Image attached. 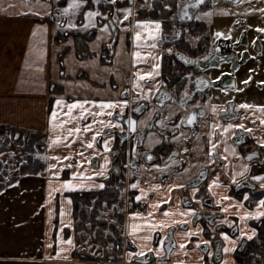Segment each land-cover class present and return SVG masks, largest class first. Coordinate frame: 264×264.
<instances>
[{
	"label": "crops",
	"instance_id": "obj_1",
	"mask_svg": "<svg viewBox=\"0 0 264 264\" xmlns=\"http://www.w3.org/2000/svg\"><path fill=\"white\" fill-rule=\"evenodd\" d=\"M67 3L68 0H0V126L24 134L40 131L46 143L41 154L44 170L19 175L0 191V264H134L136 256H148L151 251L156 259L149 264H207L211 257L216 264H244L239 259L244 254L240 251L241 243L257 239V224L264 221V215H258L264 212V205H260L264 200V167L251 174V168L258 169L259 165L244 160L240 148L232 142L230 135L235 123L229 125L230 132L221 135L220 140L215 137V129L209 131L207 142H198L193 148L196 159L170 178L158 176L169 164H142L128 188L134 190V203L144 204V208L125 211L121 222L109 221L117 225L124 241L132 246L124 245L118 258L112 242L103 245L94 240V232L76 228L73 194L99 192L110 176V150L115 138L104 133V128L112 124L110 115L116 109L123 111L128 103L121 99L120 88L128 85L138 97H145L146 92L152 93L158 86L157 80L153 85L145 80L157 77L160 69L161 54L155 42L160 27L159 24L152 27L144 20L140 21L139 30L134 26L130 37H137L138 46L130 47L123 77L120 70L112 72L105 67L108 56L103 54L108 44L104 41L111 39V29H119V24L124 23L120 15L133 6L123 2L113 9V0H85L78 10L65 14L62 9ZM89 10L97 12L91 24L84 15ZM69 23L76 27H67ZM98 31L103 32L100 42L94 39ZM77 39L86 45L83 52L76 49ZM71 50L74 54L68 58ZM85 68L93 72L89 80L85 79L88 76L84 75ZM112 73L117 74V82L107 83L104 79L115 76ZM118 76L122 77L120 82ZM57 99L63 103L57 105ZM74 101L87 103L73 107L69 115L68 104ZM92 101L114 104L102 108ZM239 107L244 108V123L255 120L254 125L248 126L261 141L264 101H244ZM77 128L79 132L72 131ZM57 137L61 139L57 141ZM152 144L146 141L144 145ZM10 145L16 143H7L6 149L0 151V161L17 173V164L24 154L20 152L18 158H13ZM183 148L179 147V157L170 164L184 159ZM217 148L221 166L212 156ZM57 156L68 159L57 160ZM187 160L190 161L188 157ZM201 166L208 167L206 180L186 189L187 179ZM74 172L76 176L72 175ZM244 178L249 179L250 186H237ZM64 181H71L74 187H68ZM101 184L104 186L100 187ZM133 184L137 187L133 188ZM186 193L199 202L207 198L222 213L218 221L225 222L230 229L217 232L215 238L220 245L204 247V242H211V238L205 233L204 224L194 225L196 209L182 202ZM100 218L101 214L97 216ZM171 227L176 244L167 257L164 245Z\"/></svg>",
	"mask_w": 264,
	"mask_h": 264
},
{
	"label": "flooded vegetation",
	"instance_id": "obj_2",
	"mask_svg": "<svg viewBox=\"0 0 264 264\" xmlns=\"http://www.w3.org/2000/svg\"><path fill=\"white\" fill-rule=\"evenodd\" d=\"M121 2L137 6L136 15L141 20L150 22L152 27L159 22L160 35L155 42L156 49L161 54V64L157 77L145 80L148 85L158 81V86L152 93L146 92L145 97H138V93L128 85L120 88L121 99L128 103L123 111L116 109L110 115L112 124L104 128V133L113 134L115 141L110 150V176L100 191L110 189L115 197L112 208L116 222H121L125 211L144 208V204L134 203V190L128 188V183L141 171L142 164H169L158 176L160 179L170 178L173 173L181 172L196 159L193 148L198 142H207L208 132L212 129H215V137L220 140L221 135L230 132L229 125L235 123L230 135L232 142L240 148L244 160L259 165L258 169L251 168V174L264 167V136L260 137L261 141L257 140L248 126L254 125L255 120L250 119L244 123V108L239 107L244 102L242 91L253 90L246 95L251 101L256 96L264 99V83H261L264 82V32L259 31V28H264V0ZM141 10L144 15H141ZM218 18L228 21L226 29L217 25ZM221 32L223 35H218ZM127 34L130 37L131 31ZM104 53L103 55L108 56L109 48ZM217 77L220 79H216ZM248 77L251 79L248 80ZM133 97L137 99L133 100ZM130 120L136 122V130L140 132L130 134ZM146 141L153 144L145 147ZM180 146L184 147L182 155L187 156L190 161L184 157L178 163L170 164L179 157ZM207 146L206 143L205 147ZM212 156L217 165L221 166L222 157L218 148L213 150ZM207 172V166L198 168L187 179L186 189L187 186L191 188L206 180ZM237 186H250V181L244 178ZM202 192L206 194L205 191ZM182 202L196 209L194 225L204 224V231L211 238V242H204V247L209 244L213 247L220 245V241L217 242L218 239L215 238L217 232L230 229L225 222L218 221L222 213L214 209L207 198L199 202L186 193ZM120 207L124 209L122 212L118 210ZM100 222L104 223L105 220ZM262 222L264 221L257 224V229ZM111 224L118 232V235H113L112 241L114 255L118 258L124 245L129 248L132 246L130 243L127 245V240L124 241L117 225ZM173 229L169 228L165 245L169 236H173ZM175 244L174 238L172 248ZM241 245L240 251L245 253L249 242H242ZM165 252L168 257L170 252L167 253L166 248ZM151 254L152 260L149 261ZM244 258L243 255L242 261ZM154 259L156 256L151 251L148 256H136L133 263L149 264ZM160 259L163 260V257ZM207 264H216L214 258L211 257Z\"/></svg>",
	"mask_w": 264,
	"mask_h": 264
},
{
	"label": "trees",
	"instance_id": "obj_3",
	"mask_svg": "<svg viewBox=\"0 0 264 264\" xmlns=\"http://www.w3.org/2000/svg\"><path fill=\"white\" fill-rule=\"evenodd\" d=\"M141 15H144L143 10H141ZM82 42L83 40H76L77 50H79V48H82L83 51L86 49L85 43ZM16 132L18 131L13 128L8 129L3 125L0 126V151L5 150L7 143L10 141L20 145L26 151L24 160L17 164L18 174L12 175L8 180L2 178L5 175L3 171H5L7 164H3L0 161V175H2V177L0 176V179L2 178V180H0V191L19 175L36 174L43 171L45 168L44 162L39 157L35 156V153H41L45 150L46 143L45 140L40 138L41 132H31L26 140L23 138L22 134L16 136ZM73 195L77 218L76 228L82 229L87 233H96L94 235V240L103 245L112 242L114 240L113 235H118V232L114 229L111 223H101L100 220L97 219V216L104 206H112L115 202V197L112 195L110 189H105L99 192L91 191L74 193ZM92 197H94V200H91ZM81 203L85 206H81ZM89 205H91V209L88 211L86 207ZM105 228H108L111 234L105 235L103 232ZM243 255L245 256L244 261H242L241 256H239V259L244 264H264V222L258 225L257 239H254L249 243V247Z\"/></svg>",
	"mask_w": 264,
	"mask_h": 264
},
{
	"label": "rangeland",
	"instance_id": "obj_4",
	"mask_svg": "<svg viewBox=\"0 0 264 264\" xmlns=\"http://www.w3.org/2000/svg\"><path fill=\"white\" fill-rule=\"evenodd\" d=\"M113 9H114V7H116L118 4H121L122 2L121 1H119V0H113ZM68 3H69V0H68ZM67 3V4H68ZM136 3H133V5H135ZM111 7V6H110ZM137 8V6L136 7H133V9H128V11H126L124 14H123V16H121L120 15V18L122 19V22H124L123 24H119V29H116V30H112L111 29V31H112V36H111V39L110 40H105L104 42H105V45H107L108 44V48H109V52H110V54L108 55V57H107V62L104 64L105 65V67L108 69L109 68V70L110 71H112L113 69H118V70H120L121 72H122V76L123 77H125V74H126V68H127V63H128V60H129V58H130V50H131V46H133V45H135L136 47L138 46V39H137V37L135 36V37H129V35L127 34L128 32L130 33V31H131V33H132V30H133V28H134V26H135V29L136 30H139L138 28H139V23L138 22H140V21H142L141 20V18L140 17H138L137 15H136V13H135V11L137 10L136 9ZM74 11H71V12H69V13H73ZM76 14H78V13H76ZM82 13H80V15H81ZM78 19L79 18H76V21H78ZM106 23L108 24V25H110L109 24V22L108 21H106ZM106 23L104 24V28H105V25H106ZM138 23V24H137ZM227 24H228V21L227 20H225V19H223V18H218L217 19V25L221 28V29H226L228 26H227ZM108 27V26H107ZM106 27V28H107ZM109 28H111V26L109 27ZM103 36V32L102 31H98L97 33H96V35H95V37L96 38H94V39H96L98 42H100L101 41V37ZM130 36H131V34H130ZM89 37H87V40H89L88 39ZM132 38V39H131ZM82 39H86V38H84L83 36H82ZM133 44V45H132ZM73 49H74V47H73ZM79 50L80 51H83V49L82 48H79ZM73 51L71 50L70 51V53L67 55V57L68 58H71L70 57V55H71V53H72ZM73 54H74V52H73ZM67 60V59H66ZM66 64H67V62H65ZM68 65V64H67ZM85 65V64H84ZM69 66V65H68ZM67 66V67H68ZM69 68V67H68ZM66 69V68H65ZM84 70H86L87 72H84V75H88L85 79L86 80H89V77H91V75H93V72L91 73L90 72V70H88V69H84ZM108 70V71H109ZM104 71H106V69H104ZM113 72V71H112ZM112 74H115V76L114 77H112V76H108V79H104V80H107V83L109 82V81H115V82H117L116 81V77H117V74L116 73H112ZM118 78H119V82L121 81L120 79L122 78V77H120V76H118ZM251 91H253L252 89L249 91V92H251ZM248 90L247 91H242V93H243V95H244V98H243V100L242 101H245V102H254V101H258V102H261V101H264V99H260V98H258V96H256L255 98H254V100L253 101H251V100H249L250 98L248 97V96H246L248 93ZM263 95H264V93H262ZM246 96V97H245ZM264 97V96H263ZM14 129V128H13ZM18 130V129H17ZM19 133H17L16 132V136H18L19 134H22L23 135V138L26 140L27 138H28V135L31 133V132H34V130H30V131H27L25 134L24 133H22L23 131H18ZM40 132V131H39ZM41 139H43L44 140V135H43V133L41 132V137H40ZM8 143H10V142H8ZM1 144V143H0ZM11 146V154H12V156H13V158L15 157V158H18L16 155H18V153L19 154H21L20 152H22L24 155L26 154V151L20 146V145H14V146H16L15 148H17V150H21V151H16L15 150V148H14V146H12V145H10ZM18 146V147H17ZM43 152H37V153H35V156H37V157H39L40 159H42V157H41V154H42ZM23 155V156H24ZM24 160V157H23V159H22V161ZM2 162V161H1ZM4 164V163H3ZM8 168V166L6 165V167H5V171H3L4 172V176L2 177V175H0L2 178H4L5 180H8L12 175H17V173H15V169H12L11 168V170H8L7 169ZM18 171V170H17ZM2 178L0 179V180H2ZM91 200H94V197H92L91 198ZM125 200V199H124ZM81 206H85L84 204H82L81 203ZM87 210H90L91 209V205H89L87 208H86ZM103 210V211H102ZM101 211H102V213H101V211H100V213H99V215H98V218L100 217V214H101V220H105L106 221V223L108 222L109 223V221L111 220L112 222H116V220H117V218L115 217V215L113 214V208L112 207H106V208H104L103 207V209H102ZM120 212H122L124 209L122 208V207H120L119 209H118ZM104 218V219H103ZM107 223V224H108ZM99 230V229H98ZM104 232V234L105 235H109V234H111V232H110V230L108 229V228H106L105 229V231H103ZM96 233H93V236L95 235Z\"/></svg>",
	"mask_w": 264,
	"mask_h": 264
},
{
	"label": "snow or ice",
	"instance_id": "obj_5",
	"mask_svg": "<svg viewBox=\"0 0 264 264\" xmlns=\"http://www.w3.org/2000/svg\"><path fill=\"white\" fill-rule=\"evenodd\" d=\"M84 3H85V0H69V3L67 4L66 7H64V8L62 9V12L65 13V14H67V13L73 11V10H78V9L80 8V6H81L82 4H84ZM125 11H128V10L126 9ZM84 15L88 18V21H87V22H88L89 24H91V23H92V18L95 17V16L97 15V12L92 11V10H89V11L86 12ZM138 23H142V22H138ZM156 23L159 24L158 21H157ZM58 26H59V25H58ZM37 27H40V26H37ZM67 27H69V28H71V27H76V25L73 24V23H69V24L67 25ZM105 27H107V25H105ZM259 31L264 32V28H259ZM136 35L139 36L140 34L137 33ZM218 35H223V33H222V32H221V33H218ZM145 75H150V73L145 74ZM221 75H223V73H222ZM216 79H220V77H217ZM250 79H251V77H248V80H250ZM245 83H247V81H245ZM261 83H264V82H261ZM233 86H234V82H233ZM56 103H57V105H60L61 103H63V101H62L61 99H57ZM85 103H87V102L74 101V102H72L71 104H68L69 115L71 114V109H72L73 107L78 106V105H79V106H82V105L85 104ZM92 103H99V104L101 105L102 108L105 106V104H108V105H113V104H114L113 101H107V102H106V101H99V102H97V101H92ZM124 103H127V101H124ZM245 106H248V105H245ZM193 115H194V114H193ZM55 118H56V112L53 111L52 114H51V119L54 121ZM129 123L132 124L133 127H134V124H135L134 121H131V120H130ZM241 127H242V126H241ZM85 130H87V128H86ZM72 131L79 132L80 129L77 128V129H73ZM70 134H71V133H70ZM60 139H61L60 137H57V138H56L57 141L60 140ZM107 144H108V142L105 141V146H106V147H107ZM50 146H51V145H50ZM69 155H71V153H70ZM56 159H57V160H59V159H65V160H66V159H68V157H59V156H57ZM80 163L83 164L84 161L81 160ZM49 167H50V168H54V167H56V165H49ZM53 174H54V175H58L59 173H53ZM72 175H73V176H76L77 173L74 172ZM257 179H260V177H257ZM63 183H64L65 185H67L68 187H74V185H72V182H71V181H64ZM213 183H215V181H214ZM77 186H80V185H77ZM99 186H100V187H103L104 185L101 184V185H99ZM132 187L135 188V187H137V185H136V184H133ZM49 195H51V193H50ZM139 198H140V197H137V199H139ZM260 205H264V200H261V201H260ZM133 215H136V214L133 213ZM258 215H264V212L258 213ZM224 235L227 237V233H224ZM228 238L230 239V237H228ZM68 242L71 243V239H70V238H69V241H68Z\"/></svg>",
	"mask_w": 264,
	"mask_h": 264
},
{
	"label": "water",
	"instance_id": "obj_6",
	"mask_svg": "<svg viewBox=\"0 0 264 264\" xmlns=\"http://www.w3.org/2000/svg\"><path fill=\"white\" fill-rule=\"evenodd\" d=\"M126 126H127V125H126ZM128 127H129V132H130V134H133L135 131L140 132V130H136V122H135V124H134V127H133L132 124H129ZM173 244H174V238H173L172 235H170L169 238L167 239V241H166V245H165V248H166L167 253L170 252V250H171ZM127 245H128V243H127ZM150 260H152V254H151V258L149 259V261H150ZM144 261H145V260H144ZM147 261H148V260H147Z\"/></svg>",
	"mask_w": 264,
	"mask_h": 264
}]
</instances>
